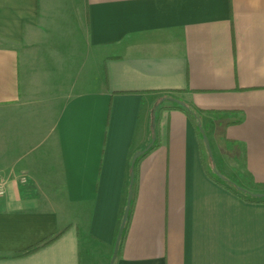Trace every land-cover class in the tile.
Wrapping results in <instances>:
<instances>
[{"label": "crops", "instance_id": "crops-1", "mask_svg": "<svg viewBox=\"0 0 264 264\" xmlns=\"http://www.w3.org/2000/svg\"><path fill=\"white\" fill-rule=\"evenodd\" d=\"M179 102L264 192V0H0V264H110L157 137L115 264H264V201Z\"/></svg>", "mask_w": 264, "mask_h": 264}, {"label": "trees", "instance_id": "trees-1", "mask_svg": "<svg viewBox=\"0 0 264 264\" xmlns=\"http://www.w3.org/2000/svg\"><path fill=\"white\" fill-rule=\"evenodd\" d=\"M176 106L180 109H182L183 111L186 112V114H188L189 116L195 118L198 120V122H202V125L199 126V130H200V136H201V140H203V132L201 131V127L204 129V132L206 134H208L207 129L205 128V126L203 125V110L199 109L198 107L194 106V105H179L176 104ZM157 136V135H156ZM158 138V137H157ZM156 138V141L153 143L152 147L150 148L149 151H147L145 154H143L142 156H140L134 166H133V170L135 172V176H134V183H133V197H132V203H131V207H130V211H129V216H128V220L121 238V242H120V248H119V253L118 256L119 257L123 251V247L125 244V239L128 233V229H129V224H130V220L132 217V213H133V208L135 205V201H136V196H137V175H138V166L139 163L141 161V159L147 155L148 153H150L151 151H153L157 146H158V140ZM204 142V141H203ZM217 168L216 166H214V169ZM220 171V170H219ZM221 172V171H220ZM212 177L219 182L220 184L226 186L227 188H229L230 190L237 192L238 194H241L244 198H247L249 200H259V201H264V198H258L254 196V193L258 192L255 190H252L250 188H246L244 186H242L241 184H239L238 182H236L235 180H233L232 178L225 176L226 178H221L220 176H218L215 171H212ZM260 191H264V186L261 188ZM62 233L56 234L54 236H51L49 238H46L45 240L41 241L40 243L22 251L19 255L20 256H24V255H28L31 254L39 249H41L42 247L52 243L54 240H56Z\"/></svg>", "mask_w": 264, "mask_h": 264}, {"label": "water", "instance_id": "water-1", "mask_svg": "<svg viewBox=\"0 0 264 264\" xmlns=\"http://www.w3.org/2000/svg\"><path fill=\"white\" fill-rule=\"evenodd\" d=\"M181 105H185L184 102H179ZM201 126V124H200ZM201 131L203 132V141L205 143L206 149L209 153V156L211 157L212 160H214V155H213V151H212V147H211V143L209 140L208 135L204 132V129L201 127ZM154 143V140L151 142V144H149L145 149L140 150L138 152L135 153L134 157H133V165L135 164L136 160L142 156L143 154H145L147 151L150 150V148L152 147ZM215 173L220 176L221 178H226L218 169H215ZM134 176H135V172L134 170L131 171V180H130V189H129V193H128V199H127V204H126V208H125V212L123 214V218L121 221V225L119 228V232H118V236H117V240L115 242V246H114V251H113V255L110 261V264H115L116 258L118 256L119 253V248H120V242H121V238L128 220V216H129V211H130V207H131V203H132V197H133V183H134ZM255 197L258 198H264V192H256L254 193Z\"/></svg>", "mask_w": 264, "mask_h": 264}, {"label": "rangeland", "instance_id": "rangeland-1", "mask_svg": "<svg viewBox=\"0 0 264 264\" xmlns=\"http://www.w3.org/2000/svg\"><path fill=\"white\" fill-rule=\"evenodd\" d=\"M203 118V117H202ZM204 121H203V125H204ZM206 123H209L208 121ZM209 128L211 129V127L209 126ZM201 147H202V155H203V158H204V161L205 163L210 167V169H214V166H217L218 170H220L222 168V166L220 165V162L218 160V157H217V154H216V151L215 149H213L212 147V151H213V155H214V160H215V164L211 161V158L209 157V154H208V151L206 149V146H205V143L203 142V140H201ZM233 163V162H231ZM224 169V171L226 173H229L231 172L229 169V167L227 166L226 168H222ZM223 171V170H222ZM83 251H84V254H86L87 252V248H86V243L83 241ZM85 256V255H84ZM111 261V260H110Z\"/></svg>", "mask_w": 264, "mask_h": 264}, {"label": "built area", "instance_id": "built-area-1", "mask_svg": "<svg viewBox=\"0 0 264 264\" xmlns=\"http://www.w3.org/2000/svg\"><path fill=\"white\" fill-rule=\"evenodd\" d=\"M7 194V185L4 177L0 175V197Z\"/></svg>", "mask_w": 264, "mask_h": 264}]
</instances>
